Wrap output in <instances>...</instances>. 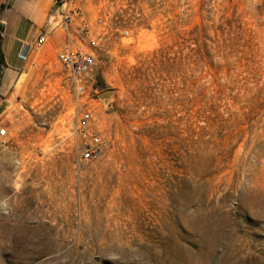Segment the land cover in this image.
I'll use <instances>...</instances> for the list:
<instances>
[{"label":"rangeland","instance_id":"1","mask_svg":"<svg viewBox=\"0 0 264 264\" xmlns=\"http://www.w3.org/2000/svg\"><path fill=\"white\" fill-rule=\"evenodd\" d=\"M76 5L86 94L55 51L0 110V264H264V0ZM86 107L101 150L82 162Z\"/></svg>","mask_w":264,"mask_h":264},{"label":"crops","instance_id":"2","mask_svg":"<svg viewBox=\"0 0 264 264\" xmlns=\"http://www.w3.org/2000/svg\"><path fill=\"white\" fill-rule=\"evenodd\" d=\"M59 12L60 7L54 0H16L4 11L0 52L5 66L0 81V110L7 102L6 95L13 91L23 74L32 66H39L43 56L67 45L69 40L65 34L56 30L46 37L42 46H37L43 26L50 17L57 19Z\"/></svg>","mask_w":264,"mask_h":264},{"label":"built area","instance_id":"3","mask_svg":"<svg viewBox=\"0 0 264 264\" xmlns=\"http://www.w3.org/2000/svg\"><path fill=\"white\" fill-rule=\"evenodd\" d=\"M54 4L60 7L56 18L50 17L43 26L37 40V46H42L46 37L56 30H60L69 40L67 45L57 53V61L68 74L71 85L79 96H84L92 85V77L97 72L99 63L91 47H96V40L91 38V29L87 21L83 20L77 26V20L82 14L76 5V0H54ZM128 34V33H127ZM89 39V44L85 40ZM96 116L93 108L86 107L76 122L75 132L78 137L89 139L87 147L81 152L82 162L90 161L98 156L101 146V135L95 127ZM9 130L0 126V138H6Z\"/></svg>","mask_w":264,"mask_h":264},{"label":"bare ground","instance_id":"4","mask_svg":"<svg viewBox=\"0 0 264 264\" xmlns=\"http://www.w3.org/2000/svg\"><path fill=\"white\" fill-rule=\"evenodd\" d=\"M253 194V193H252ZM255 195V194H254ZM258 197V195H256V197H254V198H252L253 199V202H258L259 201V198H257ZM243 198H244V196H243ZM243 203H245V201L243 202ZM242 203V204H243ZM254 203V204H255ZM258 209V208H257ZM216 211L217 210H215V211H213V215L215 216H217V213H216ZM261 213V212H260ZM254 214H256L257 216H259L257 213H254ZM209 215H212V214H209ZM255 215V216H256ZM260 216H261V214H260ZM210 217V216H209ZM212 217V216H211ZM208 219V218H207ZM212 219H214V218H212ZM212 221V220H211ZM211 221H210V223H211ZM215 221H216V218H215ZM212 223H214V222H212ZM191 224H193V222H191ZM216 225V224H215ZM217 226H219V225H217ZM196 227H197V225H196ZM204 228H205V232H206V237L209 239H213V237H214V241H215V235H217L216 234V230H215V227L214 226H212L211 224H209V223H206L205 225H204ZM219 229V228H218ZM218 234L220 233V232H217ZM220 235H221V233H220ZM220 235H219V238H220ZM223 236V235H222ZM222 236H221V238H222ZM225 236V235H224ZM218 237V236H217ZM217 237H216V239H217ZM220 238V239H221ZM226 239V238H225ZM218 240V239H217ZM222 240V239H221ZM218 242V241H217ZM233 249V248H232Z\"/></svg>","mask_w":264,"mask_h":264},{"label":"trees","instance_id":"5","mask_svg":"<svg viewBox=\"0 0 264 264\" xmlns=\"http://www.w3.org/2000/svg\"><path fill=\"white\" fill-rule=\"evenodd\" d=\"M0 32H3V27L2 26L0 27ZM4 66H5L4 60H3V57H2L1 52H0V81H1V78H2V73L4 71Z\"/></svg>","mask_w":264,"mask_h":264}]
</instances>
